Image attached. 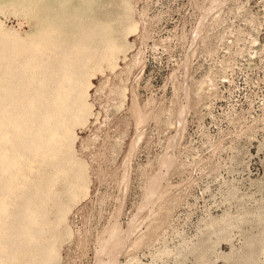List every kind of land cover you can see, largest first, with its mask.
<instances>
[{
	"label": "rangeland",
	"instance_id": "374dc122",
	"mask_svg": "<svg viewBox=\"0 0 264 264\" xmlns=\"http://www.w3.org/2000/svg\"><path fill=\"white\" fill-rule=\"evenodd\" d=\"M15 1L0 0V19L7 27L24 33H30L31 26L36 29L33 44L47 35L54 16L73 13L75 4L76 8L88 7L87 23L82 22L88 34L84 40L87 46L92 43L88 59L101 50L95 42L94 22L123 17L121 0H21L20 7L26 5L29 15L26 20L21 16L24 12L14 15L5 7ZM134 8L133 20L141 22L142 28L125 43V48L132 51L131 59H141L145 69L141 80H130V84L149 107L139 142L135 140L137 118L120 94L121 83L108 87L105 80L110 74L105 73L92 80L95 96L90 110L100 123L97 127L89 124L90 137L85 135L87 140L82 138L75 149L69 150L72 160L68 154L53 156L54 163L46 151L38 162L27 156L19 172L20 178L35 180L31 183L33 190L51 189L59 197L60 206L70 210L68 224L73 233L64 226L60 228L63 237L57 248L58 261L125 264L136 236L147 231L155 197L167 188L174 200L168 206L170 213L168 209L166 212L169 216L161 215L166 221L158 226L160 230L156 228L159 233L155 241L132 250L141 264H263L264 255L253 247L264 231V0H135ZM20 24L24 25L22 29ZM114 26L121 29L118 22ZM64 29L67 33V24ZM77 42L71 49L62 42L53 50L47 45L34 49L36 45L29 44L15 57H19L18 63L25 56L28 59L30 55L36 62L41 57L37 65L44 67L56 51L70 58ZM26 58L21 65L37 66L27 63ZM89 62L91 73L94 60ZM36 74L28 75L31 83L35 78L36 84L43 79V74L42 78L40 72ZM155 107L161 108L160 112ZM83 153L90 155L88 159ZM57 160L68 166L59 168ZM52 205L50 202L45 206L49 219L55 217ZM228 223V230L221 234ZM109 227L111 231L106 232ZM247 252L253 256L250 261Z\"/></svg>",
	"mask_w": 264,
	"mask_h": 264
},
{
	"label": "bare ground",
	"instance_id": "6f19581e",
	"mask_svg": "<svg viewBox=\"0 0 264 264\" xmlns=\"http://www.w3.org/2000/svg\"><path fill=\"white\" fill-rule=\"evenodd\" d=\"M26 1L28 0H25V2ZM19 2L21 3V0L19 1L17 0V2L16 1L9 2L5 7L8 8L14 15L19 14L20 12L21 13L24 12L21 16L24 19L28 20L29 15L25 11L26 5L23 6L22 8L20 7L21 5H19ZM134 2L135 0H121L120 2L121 4L119 5L121 6V9L123 11V17L120 18L119 20L111 19L110 18L111 15L110 16L108 15L107 17L110 18L111 20L106 21L107 19L104 18L105 20H102V18H100L102 17V15L101 16L99 15L100 21L98 20V22L96 21L94 22L93 25L96 32L93 33H95L94 37H97L96 38L97 41L95 42L97 43V45H101V50L95 51V55L90 59L87 58L86 54L88 52V47H90L92 43L90 42L91 44L87 46V43L84 40V35L85 32H87V28L85 31V27H83L84 23H82L86 20L85 18L88 17L87 15H89L90 13L86 11L88 7H86V9L85 8L82 9L77 6L76 8V4L74 2L75 4L74 12L72 10L73 8L70 7V10H72L73 13L70 12L68 15H65V17L61 16L60 14L54 16L52 22H50L49 27H47L49 28L47 35L41 41L39 40L40 42H38L36 39L37 42L36 44H33L32 40L37 32L36 29H34L32 26H31L32 31L30 33H24L20 29L19 30L14 28L12 29L9 26L8 28L5 25V22H3L0 19V264H61L60 260L58 261V253H57V248H59L60 247L59 245L62 243L59 242L63 237L61 236L60 231L62 230L60 228L64 226L62 228H65V230L68 232H72V228L68 224L70 219L69 218L70 210L69 208L65 209L62 206H60V204L58 203L60 199L58 200L59 197L55 196L56 192L52 193V190L49 188L45 189V191H43L41 188L42 190L41 191L40 187L33 190L31 187V183L34 184L35 180H33L32 182L31 181L32 179L20 178L19 172L20 170L23 171V169L21 168L25 167L24 159L27 156L33 157L35 159L34 161L38 162L37 159L40 158L43 152H45V154L47 152L51 153L50 156H52L51 157L52 160L50 161H53L54 159L53 156L68 154L70 152L69 150L75 149L77 147L78 142L82 138L86 139V137H84L85 135L90 134L89 129H92V127L89 128L88 127L89 124L96 126L100 123V118L94 115L93 113H91L90 110L91 104H94L93 100H92L93 103H91V98L94 95L92 92L93 91L92 80L95 77H99L105 73H109L110 77L105 80V83L108 87L116 83H121L120 88L117 87L118 84L116 87L120 89L121 91L120 94L123 97L126 105L131 110L132 114H134V117L136 116L137 118L136 120H134L136 123L135 140L137 138V143L139 142V139L142 137L144 125H146L144 124L146 117L145 113L147 112L149 107L147 108L146 107L147 105L145 106V103L141 99L136 88L132 84H130L131 83L130 80H137V81L141 80L142 75L144 73L145 65L142 61H140L141 59L137 60L136 57L131 59L130 55L132 51L130 49L125 48V43L128 42V40L133 39L138 33H140L142 28V25L140 24L141 22L133 20V18L136 16ZM27 3L29 5V2ZM43 4H45V2ZM67 4L68 1L66 2V5ZM61 6L64 7L65 3H62ZM61 6H59L58 8H61ZM70 6H73L71 2H70ZM1 8H3V6L0 4V10ZM68 8L69 6H67V9ZM0 13L2 14V12ZM33 13H35V10L33 11ZM91 18L89 24L91 23ZM114 18H116V15ZM45 22L46 21L43 20L42 24H46ZM116 22L119 23L121 27L120 30H117L116 29L117 27L115 28L114 25ZM85 23L87 22L85 21ZM66 24H67V33L65 32L66 29H64V26ZM20 25L21 26L19 27H21L22 29L23 28L22 26L24 25L22 24ZM93 25L91 29L93 28ZM72 36L75 37L74 39L76 41L78 39V42L76 44V50L72 51V56L70 58L68 57L70 56L69 54L66 55L65 53L62 54L57 51L56 52L53 51L54 52L53 54L51 52L52 54L51 58H54L55 60L48 59L49 61H46L47 64H45L44 67L43 66L39 67L37 65L38 60H39V64L41 63L40 62L41 57L39 56H38L39 59L38 57H35V59L36 58L38 59L37 62L36 60H33L30 57V55L28 59L24 55L25 57L23 56L24 58H21L20 60V63H22V61H24L26 58L27 63L29 64L34 63L37 65L35 67L23 66L20 63H18L19 61L16 60L19 57L17 56L18 58H16L15 56L16 54H18V52L20 53V49L25 47V45H29V44L30 45L33 44L34 46L36 45L35 48L33 47L34 49H38L37 46L39 47L41 45L44 46L47 45L48 50L51 49L53 50V47L57 46L56 44L60 45L62 42H66L69 49H71V47H73L76 42L71 38ZM94 45L95 43H93V47ZM26 47L30 48L32 46L30 47L26 46ZM41 51H39V54H41L40 53ZM26 53L27 52H25L24 54ZM42 54H41L42 58H45L43 57L44 54L43 55ZM22 55L23 53L21 54V57ZM89 60L91 61L94 60V63L92 62L94 64V67L92 68L91 73H89L90 70ZM37 72L41 73L39 77H41L43 74L44 81L43 79H41L42 78L41 77L39 78L41 79V81L39 80L38 84H36L37 78L34 77L35 83L34 82L31 83L28 79V75L34 76V74H36ZM48 78L50 80V83L47 82ZM89 78L91 79V81H88ZM109 103L112 104L113 102L110 101ZM152 108L154 107L152 106ZM156 110L159 111L158 109ZM149 111L152 112V110ZM152 114L150 116L153 117ZM154 117L156 116L154 115ZM157 118H159V116H157ZM101 126L102 125H100V127ZM113 137L115 138V136ZM116 139L122 140L119 139V137L115 138V140ZM124 140L123 142L125 143ZM137 143H134V146ZM108 144L110 143L108 142ZM108 144L107 146H109ZM87 145H90L89 141ZM134 146L132 148H134ZM132 148L129 150H132ZM84 150L85 149H83L82 151ZM109 150L111 149L109 148ZM112 151L115 152V150ZM66 156L68 157L70 156V154ZM84 156L88 159L90 155L88 157L86 155ZM93 156L95 157V155ZM48 157H44V159H47ZM67 157L64 159H67ZM75 158H73V160ZM44 159L41 160L40 162H44ZM68 159L72 160V158L69 157ZM89 159L92 160L93 157ZM75 160L77 161V159ZM82 160L84 161V159ZM50 161L48 160V163ZM46 162L43 163L44 166ZM55 162H56V157L54 159V163ZM58 162H59L58 164L59 168L63 167L65 164L64 162L63 163H60V161ZM80 163L82 164V162ZM88 164L90 165L91 163ZM128 164L129 163L127 162V165ZM124 165H126L125 161H124ZM126 166H124V168ZM82 167H87V166L84 165ZM82 167L80 168L84 170ZM41 168L44 167L41 166ZM70 168L71 167L69 166L68 168L69 171ZM43 171L44 169H42V172ZM79 171L81 170L79 169ZM46 172H48V170ZM24 173H26V171ZM66 173H68L67 169H66ZM65 175L66 174L64 173V176ZM73 176H75V174ZM37 177H35V179ZM61 178L64 177L62 176ZM52 179H54V177ZM72 179L71 181H74ZM38 184L40 185L39 181L37 185ZM55 189H57V187ZM58 195L60 194H57V196ZM65 195L67 196V193ZM158 195L159 196L155 197L156 202L153 207L151 216L149 217L150 220L148 219L149 222L147 221L148 223L147 231L140 233V235L136 236L137 238L132 243L131 249L129 248L130 250L126 253L127 261L125 264H141L140 260L137 258L136 255H134L132 250L136 248H140L144 245L150 246L155 241L154 240L156 238L154 237L155 234L159 233V231H157L156 233L157 230L156 228L166 221L163 220V217L161 215L167 214L166 217L169 216L168 214L170 213V211L168 209L169 208L168 206L174 200L173 192L166 188L165 191H162L161 193L159 192ZM66 198L68 199V196ZM50 202H53V205L56 208L55 217L54 216H53L54 218L52 217L53 219H49L45 211V206L48 205ZM63 202L65 203V201ZM167 209L169 213H166ZM111 228L112 227H109L106 230V232H110ZM228 228H229V223H228V227L225 228V230L222 233L221 232L220 233L223 234L225 231L228 230ZM218 231L220 230H217V232ZM215 232L216 231H214V233ZM254 236L255 235H253V237ZM248 241L251 240L248 239ZM77 243L79 244V242ZM248 246L250 247L249 242H248ZM253 250H255L256 253H258L259 255H264V231L261 233V235H259L257 242L253 247ZM245 251L248 250L245 249ZM248 255H249L247 256L248 259L249 257L253 258L252 254L248 253Z\"/></svg>",
	"mask_w": 264,
	"mask_h": 264
}]
</instances>
